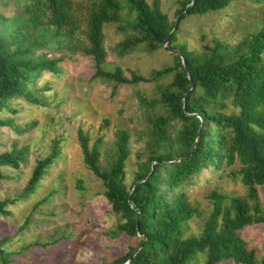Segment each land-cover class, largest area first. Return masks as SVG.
Listing matches in <instances>:
<instances>
[{
	"label": "trees",
	"instance_id": "obj_1",
	"mask_svg": "<svg viewBox=\"0 0 264 264\" xmlns=\"http://www.w3.org/2000/svg\"><path fill=\"white\" fill-rule=\"evenodd\" d=\"M17 1L22 3V14L9 18L13 25L10 30L0 27V111L9 108L8 101L16 97L41 103L44 88L35 85V78L42 70L58 72L57 61L76 51L91 59L92 79L110 81L112 91L120 82L146 79L134 72L126 77L117 65L111 70L102 67L103 25L120 21L124 7L131 30L117 43L118 54L139 43L148 51L156 48L173 24L156 0L151 4L145 0ZM230 1L180 0L178 18L219 9ZM4 20L0 13V24ZM173 30L167 43L173 39ZM176 48L180 53H173V65L150 71L151 77L172 72L167 83L157 86L165 111L152 113L154 101L137 95L148 126V143L129 185L124 182L128 130L116 128L106 165L100 161L101 136L89 142L86 131H76L81 161L101 181L102 194L118 215L115 229L136 239L111 264L123 261L139 244L129 264H190L198 253L204 255L203 264L223 259L236 264H264V253L257 257L237 233L253 222H264V202L257 200L256 187L264 184V0L259 27L245 44L228 48L212 39L199 52ZM47 50L60 53L49 57ZM227 103L236 111L222 110ZM0 125L13 123L0 117ZM24 153L22 147L14 145L1 150L0 166L17 167ZM56 153L53 146L50 153L35 159L24 185L26 192L33 190ZM234 163L246 187L245 198L231 196L226 202L224 194L211 188L206 192L210 209L199 232L185 234V222L197 208L180 185L205 166ZM9 202V198H0V214L8 212ZM6 237L0 236V264L10 260V252L3 247Z\"/></svg>",
	"mask_w": 264,
	"mask_h": 264
},
{
	"label": "rangeland",
	"instance_id": "obj_2",
	"mask_svg": "<svg viewBox=\"0 0 264 264\" xmlns=\"http://www.w3.org/2000/svg\"><path fill=\"white\" fill-rule=\"evenodd\" d=\"M145 1L151 4L154 0ZM262 1L231 0L219 9L185 14L177 19L173 39L166 45L199 52L212 39L228 48L245 44L259 27ZM156 2L173 22L180 0ZM0 13L6 17L0 27L8 31L13 26L9 18L22 14V3L0 0ZM121 13L120 21L103 25L102 67L111 70L117 65L126 77L134 72L146 79L120 82L112 91L110 81L92 79L91 59L76 51L57 61L58 72L42 70L35 78V85L44 88L41 103L16 97L8 101L9 108L0 111V117L13 123L0 125V151L13 145L25 151L17 167L0 166V198L11 199L6 205L8 212L0 214V236H7L3 247L10 252L9 264H111L113 258L136 241L115 229L118 215L103 196L101 181L83 165L76 141L78 128L86 131L89 142L100 135V161L106 165V153L116 128H126L129 151L124 162V182L129 185L137 161L145 157L148 143V126L137 105V95L154 101L152 113L165 111L158 100L157 86L167 83L172 72L151 77L150 71L173 65V52L161 44L148 51L139 43L118 54L117 43L131 30L125 15L127 9L124 7ZM47 51L49 57L60 53ZM221 109L236 111L229 103ZM53 146L57 153L33 190L26 192L24 185L35 159L50 153ZM237 168V163L218 168L208 165L180 185L179 189L197 208L185 222V234L199 232L210 209L206 192L211 188L224 194L226 202L231 196L245 198L246 187ZM256 187L257 200L263 203L264 184ZM246 202L252 206L250 199ZM237 233L257 257L264 253V222H253ZM203 263V253L196 254L190 262ZM215 264L236 263L223 259Z\"/></svg>",
	"mask_w": 264,
	"mask_h": 264
},
{
	"label": "water",
	"instance_id": "obj_3",
	"mask_svg": "<svg viewBox=\"0 0 264 264\" xmlns=\"http://www.w3.org/2000/svg\"><path fill=\"white\" fill-rule=\"evenodd\" d=\"M184 11V10H183ZM178 17H179V13H177L176 15H175V18H174V21H173V24H172V27H171V30L165 35V37H164V39L162 40V42H161V45L162 46H164L167 50H169L170 52H173V53H180L179 52V49H177L176 47H171V46H167L166 45V42H167V40H168V37L170 36V33H171V31L175 28V26H176V22H177V19H178ZM180 57H181V62H182V65H183V68H184V70H185V72H186V74H187V76L189 77V74H188V68H187V65H186V63H185V60H184V58L180 55ZM202 121V120H201ZM203 123V121L201 122V124ZM129 201H130V199H128ZM132 205V204H131ZM139 246H140V244L139 245H137L127 256H126V258L123 260V261H121L120 263H118V264H121L122 262H124L125 261V264H129V262H130V259H131V257H132V255L137 251V249L139 248Z\"/></svg>",
	"mask_w": 264,
	"mask_h": 264
},
{
	"label": "bare ground",
	"instance_id": "obj_4",
	"mask_svg": "<svg viewBox=\"0 0 264 264\" xmlns=\"http://www.w3.org/2000/svg\"><path fill=\"white\" fill-rule=\"evenodd\" d=\"M121 264H125V261H124V262H122Z\"/></svg>",
	"mask_w": 264,
	"mask_h": 264
}]
</instances>
